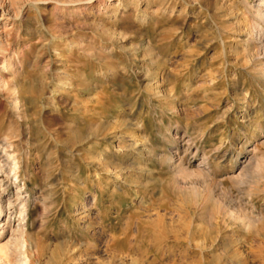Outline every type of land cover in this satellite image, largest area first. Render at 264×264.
<instances>
[{
  "label": "rangeland",
  "instance_id": "rangeland-1",
  "mask_svg": "<svg viewBox=\"0 0 264 264\" xmlns=\"http://www.w3.org/2000/svg\"><path fill=\"white\" fill-rule=\"evenodd\" d=\"M0 195L28 264H264V0H0Z\"/></svg>",
  "mask_w": 264,
  "mask_h": 264
},
{
  "label": "bare ground",
  "instance_id": "bare-ground-1",
  "mask_svg": "<svg viewBox=\"0 0 264 264\" xmlns=\"http://www.w3.org/2000/svg\"><path fill=\"white\" fill-rule=\"evenodd\" d=\"M1 200H0V237L6 234L7 235L10 234V235H9V239L7 240V242L0 244V252L6 255H9L12 250L13 253L15 252V254L16 253L18 254V256L16 254V259H15L16 264H28V258L25 256L22 257V255H25L24 246L25 244H27V241H28L27 235L25 233V228L23 227V224L21 223H18L16 228L12 227L11 225L12 213L11 212L8 211L9 213L7 214L8 216L6 217L2 216L4 209L7 208V210H10L9 204H11V201L7 199L8 201V202L6 201L8 204L7 206V205H3ZM25 206H26L25 204H22L21 206L22 220L25 219V214H24Z\"/></svg>",
  "mask_w": 264,
  "mask_h": 264
}]
</instances>
